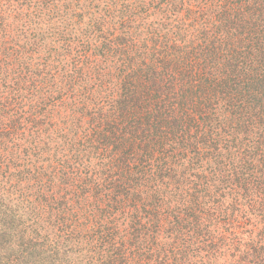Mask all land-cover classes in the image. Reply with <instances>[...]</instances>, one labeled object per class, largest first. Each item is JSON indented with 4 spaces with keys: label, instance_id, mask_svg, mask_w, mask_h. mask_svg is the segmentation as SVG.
<instances>
[{
    "label": "trees",
    "instance_id": "1",
    "mask_svg": "<svg viewBox=\"0 0 264 264\" xmlns=\"http://www.w3.org/2000/svg\"><path fill=\"white\" fill-rule=\"evenodd\" d=\"M0 264H264V0H0Z\"/></svg>",
    "mask_w": 264,
    "mask_h": 264
},
{
    "label": "rangeland",
    "instance_id": "2",
    "mask_svg": "<svg viewBox=\"0 0 264 264\" xmlns=\"http://www.w3.org/2000/svg\"><path fill=\"white\" fill-rule=\"evenodd\" d=\"M51 14H52V12H51ZM10 171L12 172V171H14V170L12 169V170H10ZM10 171H8V170L5 169V172H6L7 174H9Z\"/></svg>",
    "mask_w": 264,
    "mask_h": 264
}]
</instances>
